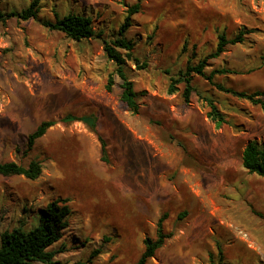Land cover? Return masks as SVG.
<instances>
[{"label": "rangeland", "instance_id": "1", "mask_svg": "<svg viewBox=\"0 0 264 264\" xmlns=\"http://www.w3.org/2000/svg\"><path fill=\"white\" fill-rule=\"evenodd\" d=\"M31 1L0 0V9ZM136 2L124 32L134 44L124 65L138 93L133 113L103 41ZM55 13L90 16L101 34L76 40L50 29L43 22ZM242 29L243 41L204 67L228 72L211 81L193 74L188 101L183 82L167 92L170 77L213 51L219 33ZM214 83L264 88V0H38L35 18L0 21V161L41 164L35 179L0 175V234L32 228L60 198L68 225L50 249L64 264L134 263L163 213L170 236L146 264H264V178L241 163L247 143L264 147V109ZM207 97L227 122L207 116ZM48 119L55 123L28 148L27 135Z\"/></svg>", "mask_w": 264, "mask_h": 264}, {"label": "trees", "instance_id": "2", "mask_svg": "<svg viewBox=\"0 0 264 264\" xmlns=\"http://www.w3.org/2000/svg\"><path fill=\"white\" fill-rule=\"evenodd\" d=\"M139 2L127 8V15L123 22L119 25L118 35L103 41V50L108 59L115 64L114 73L118 75L121 80V94L120 99L126 107L136 113L139 109L137 102V91L134 89V83L129 79L125 70V59L131 58V50L134 46L133 41L124 36V32L131 25L130 16L139 11ZM38 11V0H32L29 6L22 8L19 11L4 12L0 9V21H4L8 16H17L18 18L27 20L35 18ZM54 20L44 21L43 24L50 29L63 32L70 38L80 40L92 38L95 35L101 34V31H95L92 26V18L86 15L75 13H67L59 15L55 13ZM249 31L247 29L240 30L235 36L227 38L224 33L217 35V44L213 51L207 56L200 59L195 64H187L183 71L178 73V77H170V82L167 86L169 94L176 91V85L179 82L184 83L182 96L185 101L189 100L190 94L193 90L191 84L193 74L204 76L208 80H212L215 73H226L225 69H217L206 74L204 67L207 59L217 57L225 50L227 44L240 43L244 39V35ZM120 50H124L122 53ZM113 75L109 74L105 89L109 91L113 84ZM216 88L227 92L238 98L246 99L253 104H259L264 109V88L256 89L251 92L244 90H236L225 87L221 84L214 83ZM209 106L207 116L215 122L216 125L225 123V115L218 109L215 101L211 98H206ZM55 123V120L48 119L41 121L35 129L27 135V147L31 148L35 140L41 137L46 130ZM101 146L100 159L107 162L105 141L98 135ZM242 166L250 173H256L264 178V147L259 145L256 141H251L246 144L241 155ZM41 173V164L37 160H31L27 165L18 164L14 161H0V175H23L28 179H35ZM70 209L67 205V199H54L47 202L44 207L40 209L39 221L36 225L28 230L21 228H13L4 230L0 234V264H34L41 262L43 264H64L54 258L55 251L50 249L62 235L63 229L68 225L66 217ZM185 213H179L178 218H181ZM167 217L163 213L156 222V236L145 237L143 239L144 249L138 259L132 264H146L147 260L154 256L156 250L160 248L164 241L170 236L169 233L163 231V221Z\"/></svg>", "mask_w": 264, "mask_h": 264}, {"label": "water", "instance_id": "3", "mask_svg": "<svg viewBox=\"0 0 264 264\" xmlns=\"http://www.w3.org/2000/svg\"><path fill=\"white\" fill-rule=\"evenodd\" d=\"M89 123H91V122L89 121Z\"/></svg>", "mask_w": 264, "mask_h": 264}]
</instances>
